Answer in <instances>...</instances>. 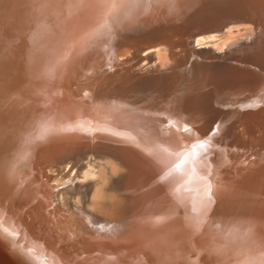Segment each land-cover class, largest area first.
<instances>
[{"label":"bare ground","instance_id":"1","mask_svg":"<svg viewBox=\"0 0 264 264\" xmlns=\"http://www.w3.org/2000/svg\"><path fill=\"white\" fill-rule=\"evenodd\" d=\"M41 1L0 0V231L7 234L15 233L18 229L15 243L30 250V254L21 252L14 246L10 236L5 235L0 239V264H264V209L254 208L249 213L246 207L234 211L227 206L222 213L225 218L215 221L217 217L214 218V215H220L221 209L217 210L218 207L214 204L204 203L191 213L170 218L169 213L178 206L194 207L201 200L195 198V201L187 203L196 192L202 191L198 189L201 184L183 182L180 179L183 183L179 192L166 188L164 195L171 205L170 208H164L157 194V187L142 186L149 183V179L143 177L146 170L140 166L142 164L129 158H121L109 151L96 150L89 156L77 152L78 157L69 156L65 152V155L57 160V168L46 174V178L55 182L52 190L56 194L48 199V204L53 207L51 212L54 211L55 214L50 213L58 215L55 222H52L49 216H44L49 224L48 228L51 229L50 233L54 234L53 230H57L58 235L66 233L73 241L83 238L82 240L88 242L84 243L86 246L79 252L73 250L75 253H65L60 250L57 238H42L32 233L30 222L27 221L30 218L27 211L36 197L39 198L42 189V170L37 167L38 156L40 152L54 146L68 147L72 139L86 127L90 110L84 104L73 117L53 124L54 118L60 116L53 111L59 100L46 96V91L58 87L50 79L59 81L61 62L55 55L47 54L44 44L48 40V43L51 42L55 46L54 39L61 37L67 56L68 50L76 46V36L82 34L81 38L85 39L91 31L88 25L86 31L81 33L79 22L69 19L71 22H60L59 31L56 32L53 22H41L43 12L34 13L40 12L43 7L44 3ZM48 1L50 0H45ZM63 1L68 8L66 11H70V8L74 10L75 5L76 8L78 6L77 0ZM150 1L157 0H147L144 6H149ZM176 1L171 0L168 6H173ZM183 1L187 4L195 0ZM212 1L205 10L211 8L217 0ZM117 2L118 0H115L111 3L114 5ZM139 2L140 0L120 3L118 10L113 13L114 16L120 17L135 3V6H139ZM88 3L89 1L82 2L85 5ZM189 10L192 12H176L173 15L163 10L159 11L160 17H156L165 18L163 22H172L179 26L181 22L199 21L201 12L204 11L191 7ZM168 15L170 17L166 18ZM208 15L209 18L203 23L213 19L215 24L201 28L200 24L196 27L192 23L188 33L183 34L190 37L188 43L200 45L202 39L211 43V34L218 33L221 28L231 23L245 22L251 27L246 30L243 41L238 40L230 44L234 47L230 52H225L217 46H213L211 50L183 47L178 53L174 52L176 48H165L170 55L165 64L160 63L158 67H173L176 64L174 67L180 70L178 76L173 79L164 78L165 71L161 76L146 71L133 75L139 83L113 90L118 94L114 98H127L128 104L135 101L145 102L147 107L150 106L148 103H163L170 105L171 111H176L179 97L184 94L182 86L185 84L198 87L196 100H204L201 104L203 108L230 104L231 109L227 114L237 108L243 109L251 101H255L256 99H251L254 97L253 91H264V10L259 14L256 8H253L250 15H239L212 9V13ZM53 32L59 35L55 37ZM68 36H73L69 45L66 42ZM130 43L129 48L138 54L149 47L141 46L138 42ZM126 51L125 49L123 53ZM181 52L184 54L181 55ZM185 57L187 60L182 62L180 59ZM43 60L46 61L44 70L40 66ZM147 60L152 61L151 57ZM135 79L133 82L137 81ZM104 92L101 91V95ZM262 100L264 96L259 98L253 107L259 105ZM133 106L130 110L141 107L135 108L134 104ZM179 110L184 113L188 106L181 104ZM226 110V107H221L216 112L225 114ZM81 114L85 115L84 118H81ZM108 122L114 125L107 119L105 123ZM107 125H104L105 128L111 129L110 125ZM222 128L223 125L219 126L208 139L215 142L219 137L217 132L222 131ZM103 130L99 131L103 133ZM187 137L194 139L193 145H204L207 141L203 137L196 139L191 135L177 136L159 139L156 146L160 154L167 157V151ZM187 145L191 144L188 142ZM76 150L72 152L75 154ZM97 159L104 161L103 165L108 174L98 169L101 164L96 162ZM106 159L116 163V173L106 165ZM52 168L53 166L49 165L42 169L47 172ZM130 174L135 175L130 178ZM167 185L169 186L168 182ZM230 219L233 223H242L241 227L245 223L249 226L243 229L242 235L239 228L237 230L232 223L228 225L226 232L221 231L223 225L220 223ZM139 226L141 228H137ZM239 247L243 251L232 256L231 250Z\"/></svg>","mask_w":264,"mask_h":264},{"label":"rangeland","instance_id":"2","mask_svg":"<svg viewBox=\"0 0 264 264\" xmlns=\"http://www.w3.org/2000/svg\"><path fill=\"white\" fill-rule=\"evenodd\" d=\"M83 1H89V3L85 5L82 4ZM130 1L135 0H118L114 5L111 2L103 5L99 0H77V8L75 5V7L73 6L74 10L70 8V11H66L68 8L63 0H50L48 2L42 0L41 2L44 4L40 12H34L35 14L43 12L44 16L41 22H53L56 32L59 31L60 22H68L70 20L79 22L81 33L86 31L85 28L88 25L91 31L85 39L81 38L82 34L81 36L79 34L76 36V42L74 43L76 46L68 50L70 55L67 54V56L65 55L66 49L63 47L61 37H57L59 33L55 34L53 32V36L57 37L53 41L55 46L51 42L48 43V40V44L42 43L47 54L55 55L61 62V72L58 73L59 81L50 79L58 87L53 88L51 91H46V96L59 100L56 106L53 107V111L60 116L54 118L53 124L62 123L65 119L73 117L84 104L90 110L86 127H83L80 134H77V138H73L68 147L60 148V146H54L46 149L45 152H40L37 167L43 171L42 168L45 169L49 165L50 167L53 166L51 170H47L46 174L48 175L57 168V160L63 157L65 152L69 156L73 155L75 157L78 153L81 155L88 154L89 156V154H94L96 150H100V152L109 151L121 158H129L142 164L140 166L146 170L143 177L149 179V183L142 186H156L157 194L164 208L167 206L170 208L169 205H171V202L166 201L167 199L164 195L166 188L179 192L181 184L185 181L197 185L201 184L198 189H202V191L196 192L194 196L191 195L192 197L187 203L195 201V198H201V200L194 207L178 206L177 209L172 210L171 214L169 213L170 218L191 213L204 203L213 204L210 202L208 195L209 184L212 186L211 198L215 201L214 205L218 207L217 210L221 209L220 215H214V218L217 217L215 221H222L225 218L222 213L227 206L233 208L234 211L246 207L249 213L254 208L264 209V111L262 110L264 109V100L253 107L257 100L264 96V91H253L254 97L250 98L256 99L255 101H251L243 109L237 108L229 114L227 113L231 109L230 104H219L214 107L204 106L203 108L201 104L204 100L201 98H199L201 99L200 101L196 100L198 88L196 85L183 84L184 94L179 97L176 111H171V106L163 103H153L152 105L148 103L150 105L148 107L145 102L135 101L128 104L126 103L128 101L127 98H124V100L123 98L115 99L118 94L116 95L113 91L123 88V86L126 88L132 84H138V80L133 75L143 74L145 71L148 73L154 72L160 76L165 71L164 75L166 74V76L164 78L171 77L173 79V77L178 76L180 70L174 67L176 64L173 67H168L167 65L158 67L160 63L165 64L170 55L165 49L167 47H170V49L176 48L174 50L176 53L180 52L183 47L196 50H211L213 46H217L225 52L233 51L234 47H231L230 44L245 39L246 30L251 27L249 23H231L221 28L218 33L211 34L214 36L210 38L213 43L203 39L200 45L188 43L191 40L190 37L183 36V34L188 33L192 23H194L193 26L200 24L201 28L203 26H213L215 24L213 19L203 23L209 18L208 14L212 13V9L223 11L226 14L250 15L251 9L256 8L258 13L262 14L264 0H217L211 6L212 9L208 8L206 10L205 7L211 4L212 0H195L187 4L183 0H177L173 6H168L171 0L150 1L148 2L149 6H144L147 0H140L139 6H135V3L132 8L129 7L126 10L125 14L120 17L114 16L113 13L118 10L120 3H128ZM190 7L197 8L198 11L204 10L199 18L201 22L197 20H192L191 22L189 20V22H181L179 26H176L172 22H163L165 18H158L160 17L159 11L166 10L173 15L176 12H192L189 10ZM142 15L155 19L144 18ZM168 17L170 15L166 18ZM72 37H67V45L71 43ZM130 42H138L141 43V46L146 45L149 47L138 54L129 48ZM125 49L127 51L123 53ZM223 51L218 52L222 54ZM180 54L182 55L184 52ZM150 57L152 61L147 60ZM191 59L193 63L194 55ZM180 60L184 62L187 58ZM45 65L46 61H41L42 70L45 69ZM134 79L137 81L133 82ZM232 85L234 87L237 86V84ZM256 89L258 90V87ZM95 91H98V95ZM101 91L102 93L104 92V96L101 95ZM114 96L116 97L114 98ZM122 100L123 102L125 101L124 104H122ZM133 104L135 108L141 107L137 108V111L135 109L130 110L134 107ZM181 104L188 106V110L184 113L179 110ZM221 107H226L225 114L216 112ZM84 116V114H81V118H84ZM107 119L114 124L112 126L110 125L111 123H107L111 128L109 130H107L109 127L105 128ZM221 125H223V128L222 131L217 132L218 139L215 142L208 139ZM98 126H102L101 129ZM99 130H103V133ZM98 132L100 134H96ZM189 135L196 139L203 137L207 141L204 145H193L194 139L187 137L185 138L186 141L184 140L185 142L181 140L173 145L167 151V157L160 154L156 146L159 139ZM68 136L67 134L66 137ZM188 142L191 145H187ZM75 149L77 150L74 154ZM81 150L83 153H81ZM81 155L80 157H82ZM96 162L101 164L98 169L108 174V170L103 165L104 161L97 159ZM105 163L112 168L113 173L118 171V166L113 160L106 159ZM65 171H67V168ZM133 175L130 178L134 177ZM126 176L129 177L128 175ZM41 180L42 189L40 196L39 198L36 197L35 202L30 205L27 211L30 218L27 221L28 223L30 222L29 226L32 228V233L42 238H56L55 233H50L51 229L48 228L49 224L44 217L49 216L52 222L58 219V215H52L55 214L54 211L51 212L53 207L48 204V199L55 193L52 190L55 182L48 178H41ZM232 221L230 219L220 223L223 225L220 228L222 229L221 231L226 232L228 225L232 223L235 224L237 230L239 228V233L242 235L243 229L249 226V224L245 223L241 227L242 223H233ZM38 222L41 224L42 231L38 228ZM63 238V241L57 239V243H60V250L65 251V253H75L73 250L79 252L86 246L84 243H88L86 240H82L83 238L77 241H73L71 237L66 235ZM66 243L73 247H63ZM231 251L232 256H234L237 252L243 250L239 247Z\"/></svg>","mask_w":264,"mask_h":264},{"label":"snow or ice","instance_id":"3","mask_svg":"<svg viewBox=\"0 0 264 264\" xmlns=\"http://www.w3.org/2000/svg\"><path fill=\"white\" fill-rule=\"evenodd\" d=\"M99 2L100 3H108V2H115V0H99ZM68 55H70V53ZM211 191H212V186H211V184H209L208 185V195L210 197V202L214 204L215 201H214V199L211 198ZM18 232H19L18 229L15 231V233H7V234L0 231V239H3L5 237V235H8V236H10L11 240L13 241L14 246L17 249H19L21 252H25V254H30V250L25 249L24 245H22V244L17 245L15 243L17 240V237H18Z\"/></svg>","mask_w":264,"mask_h":264}]
</instances>
